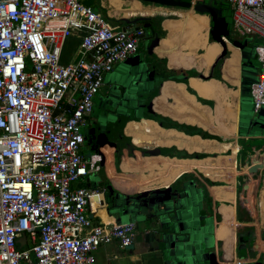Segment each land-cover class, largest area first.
Wrapping results in <instances>:
<instances>
[{"label": "built area", "instance_id": "obj_1", "mask_svg": "<svg viewBox=\"0 0 264 264\" xmlns=\"http://www.w3.org/2000/svg\"><path fill=\"white\" fill-rule=\"evenodd\" d=\"M215 1L229 3L232 36L260 39L250 90L257 113L264 0ZM143 35L141 26L112 23L81 0H0V264H96L99 246L133 244L137 223L104 222L93 208L104 205L101 192L78 183L101 170V154L82 151L94 98ZM70 37L76 48L63 63Z\"/></svg>", "mask_w": 264, "mask_h": 264}, {"label": "crops", "instance_id": "obj_2", "mask_svg": "<svg viewBox=\"0 0 264 264\" xmlns=\"http://www.w3.org/2000/svg\"><path fill=\"white\" fill-rule=\"evenodd\" d=\"M134 1L141 3L139 0ZM143 6H152L153 8H158L160 10L152 13H130V15L104 12H102V14L112 23L119 25L134 23L140 25L143 31L145 25H142L139 22H132V20L137 17L151 18L152 20L146 21L147 23H150V27H145L151 35V40L158 37V44H160L161 47L164 46L166 51L171 54L170 58L172 59L173 64H180L170 65L168 55L154 53L153 48L159 46L158 44L150 49L147 48V51L141 56L139 53L141 46L139 44L134 56H138L139 58L152 63L154 75H160L158 79L154 78L151 80L147 91L143 94L146 102L150 105L151 110V114L148 116L150 118L147 119L152 120L159 128L165 130H175L184 135L190 134L191 136L201 134L202 137L206 138V141L209 143L213 142L208 149L210 152L199 150L190 151L186 147H181L176 143L154 144L151 147L137 145L133 142L132 137L124 132L125 123L133 117L131 113L128 116H118V121H122L119 130H116L114 126H110L114 124L115 121L114 123L110 122L107 124V130L105 129L100 137V150L96 151L91 146L87 147L92 151V154L99 152L101 156H104L103 164L107 171V156L106 151H103V148L104 145H108L109 148H111L110 155L112 165H114V162H112L114 157L116 156L117 158V163L113 167L118 173L123 172L120 168L123 155L135 157L137 154L134 147H139L141 149H160V154L158 155L177 159H202L209 156L210 159L216 160L221 157L232 156L234 160L233 176L226 174L225 172H227V170L223 171L220 169L215 171V173L213 172L212 175H205L199 168L195 167L199 172L185 170L167 185H157L144 190L152 191L173 184L177 185L180 184V182H193L196 184L201 189L203 196L204 204L201 211L210 216L215 224L213 238L216 247L219 249L220 239L216 232L224 216L221 208L223 205L230 207L233 206L234 219L236 221L234 226L235 238L233 252L229 250V252H231L229 254L235 256L237 255L238 250L237 238L240 229L241 231H251L253 229L258 235L257 239L259 238L260 230L264 229V194H262L264 188V168L259 172L258 176L256 219L254 221H249L248 219H246L247 221H243L240 220L239 216V209H244L243 202L239 201V183L240 177L245 173V161L256 151L264 152V125L262 126V130L252 129L249 125L248 118H246V114H249L250 105L252 109L250 95L251 84L255 82L259 76V64L257 58H255L256 56L254 57L249 50L250 47L254 43L260 41V39L252 36H232L238 40L243 38L241 42L247 46L245 48L246 50L243 51L241 46H237V44H234L229 40L222 44L216 39L214 36L216 30L214 32L212 31V20L210 15L206 12H199L193 7L185 8L161 4L156 5L153 3H144ZM100 7L102 8L100 11H105L106 9V12H108V8L102 4V0ZM188 16H194V24L203 27L200 28V30L196 28L195 31L189 29L190 20H188ZM154 17L161 18V20L158 21V24H156ZM120 19H123V22H115ZM172 26L173 29L171 30L173 34L179 37L173 41H169L167 36L169 28ZM66 46L71 50L76 48L75 39L70 37ZM224 48L227 53L226 57L223 58L220 63L215 64L218 56L222 54ZM208 49H210V55L206 54ZM196 56L200 58L197 59ZM233 57L236 59L235 63L237 65V70H234L232 64L226 66V62ZM71 58L72 52H70V55L65 56L62 62L67 63ZM123 62L127 64L126 61ZM195 73H199L200 76L195 75ZM193 80H199L201 82L200 89H203L204 94L198 92V90L192 85ZM167 82L171 84L167 87L168 93L164 94V97H162V88ZM211 83L217 87L211 88ZM176 85H180L181 87H176ZM178 91L179 93H177ZM175 93L182 97H184V93L188 94L195 103L203 108V117L199 122H191L179 117L176 109L171 107V104H175L176 101ZM154 103L158 109H153L152 106ZM247 103L248 106L243 107V104ZM161 108L163 110H161ZM165 108L171 109L172 112L169 113L164 111ZM92 115L93 112L88 117L86 123L87 127L85 126L83 130L90 127L91 119L94 118ZM105 131H107V134ZM83 147L84 143L82 149ZM199 153H205V156H194ZM190 168L192 169L194 167ZM223 175H227V179L223 178ZM90 176L87 177L85 181L78 183V185L90 187L88 186V184L91 183L89 180ZM106 179L111 180L114 184L109 174ZM220 186L227 187L229 193L234 190V197H217L213 188ZM118 188L120 189L121 187ZM121 193L131 192L123 189ZM93 208L95 209V213L99 215L104 222L115 221L113 216L107 212L104 205L101 207L93 204ZM137 231V238L129 247L120 248L116 242L99 246L95 251L96 264H140L138 263V256L136 255L142 248L141 238L139 239V233H141V231L138 230V226ZM258 243L260 246L264 242H261L259 239ZM228 245L227 248L229 249L230 246ZM233 259L235 260L236 258L233 257Z\"/></svg>", "mask_w": 264, "mask_h": 264}, {"label": "water", "instance_id": "obj_3", "mask_svg": "<svg viewBox=\"0 0 264 264\" xmlns=\"http://www.w3.org/2000/svg\"><path fill=\"white\" fill-rule=\"evenodd\" d=\"M153 4L168 6L191 7L190 0H139ZM215 3V2H214ZM199 12H206L212 20L214 36L220 43L225 42L227 30L221 29V24L226 26L225 18L219 16L217 9L206 3V0L198 2L193 7ZM140 26V25H139ZM146 27V26H144ZM216 34V35H215ZM229 40V39H228ZM159 38L155 37L148 45V49L157 45ZM244 47V46H241ZM245 48V47H244ZM243 49V48H242ZM246 49H243L245 51ZM226 49H223L224 53ZM250 53L255 55L253 45ZM128 66H141L140 70L127 72V86L123 84L122 90L129 89L134 93L126 99L127 111L119 113L133 115L132 119L140 120L150 118V105L146 99H141L152 79H158L160 75H154L152 63L138 56H132L125 60ZM130 80V81H129ZM124 106V107H125ZM131 109V111H129ZM139 113H143L139 115ZM121 114V115H120ZM118 117V118H119ZM256 118L254 113L246 114L252 129L262 130L264 117ZM100 131V130H99ZM101 132V131H100ZM96 136H99L97 132ZM140 156L158 155L160 149L135 148ZM97 151V149H95ZM104 151V148H103ZM101 170L103 178L96 180L94 184H88L91 188L101 192L102 200L107 212L113 216L115 223H120L121 218L126 221L142 222L141 243L142 248L136 255L140 264H264V250L260 249L259 239L264 242V229L260 230L259 238L252 229L242 231L237 238V255L228 257L222 255L216 247L213 238L215 224L210 216L202 213L203 196L201 189L193 182H180L155 190H139L131 193H109L113 183L107 180L108 172L103 164ZM245 173L240 177L239 201L243 202L244 209H239L240 220L254 221L257 216L256 195L258 190L259 172L264 168V152L256 151L245 161ZM253 179V181H251ZM24 237L19 240L23 242ZM233 257L236 259L234 260Z\"/></svg>", "mask_w": 264, "mask_h": 264}, {"label": "bare ground", "instance_id": "obj_4", "mask_svg": "<svg viewBox=\"0 0 264 264\" xmlns=\"http://www.w3.org/2000/svg\"><path fill=\"white\" fill-rule=\"evenodd\" d=\"M144 4V3H140ZM119 14V13H117ZM125 15H130V13H122ZM191 29L195 30L196 27L190 26ZM202 28V27H201ZM197 29L200 30V27ZM179 36L173 34L172 30L169 28L167 39L169 41H173ZM228 42V40H226ZM159 46L153 48L154 53L158 54H166L169 58L170 65H180L178 63L173 64L171 54L166 51V48L163 46ZM207 55H210V51L207 50ZM197 59L200 57L196 56ZM235 57L231 58L226 62V66L232 64L234 66V70H237ZM171 83H165L163 86L162 97L167 92V87ZM201 82L199 80H193L192 85L200 92L204 94L203 89H200ZM219 84V83H218ZM176 87H181L180 85H176ZM211 88H216L217 86L213 83L210 84ZM179 93V91L177 92ZM161 97V98H162ZM175 104H171L173 109H176L179 117L191 122H199L203 117L202 107L199 104L195 103L193 99L186 93H184V97L178 96L175 93ZM153 109H158L156 104H153ZM161 110H163L161 108ZM164 111L171 113V109L165 108ZM202 111V112H201ZM184 116V117H183ZM130 130V131H129ZM124 132L132 137V140L135 144L151 147L154 144H171L176 143L181 147H186L188 150H199V151H207L210 152L209 146L213 143H209L206 141L201 134L191 136L184 135L175 130H165L159 128L155 122L149 119H140V120H128L125 123ZM205 140V141H204ZM216 163V164H215ZM194 167V168H190ZM199 168L205 175H212L215 171L227 170L226 174L233 176L234 174V160L233 157H221L219 159L213 160L210 159L209 156L202 159H177L171 158L168 156L161 155H144L140 156L136 154L135 157L125 156L123 155L122 161L120 163V168L123 171L122 173H118L114 170V167L111 161L108 163L107 172L114 184L122 189L130 192L144 190L157 185H167L171 180H173L176 176H178L182 171L185 170H194L196 172ZM246 171V169H245ZM227 175H223V178L227 179ZM232 181V180H231ZM253 181V179L251 180ZM217 197H226L233 198V192H228L227 187H214L213 188ZM262 194H264V188L262 190ZM105 210V209H104ZM221 210L223 211V220L220 222V226L217 229V236L220 239V250L222 255L225 257L229 256V253L233 252L234 245V208L233 206H222ZM229 243V245H228ZM227 245L230 246L229 249ZM260 249L264 250V243L260 245ZM231 250V252H229Z\"/></svg>", "mask_w": 264, "mask_h": 264}, {"label": "rangeland", "instance_id": "obj_5", "mask_svg": "<svg viewBox=\"0 0 264 264\" xmlns=\"http://www.w3.org/2000/svg\"><path fill=\"white\" fill-rule=\"evenodd\" d=\"M209 1L210 0H206V3H209ZM85 2L88 3L90 6H92L93 9L96 11H100L102 9L100 7L101 0H85ZM102 4L108 8V12H106V9L104 7L103 8L105 9V11H100V12L111 13V14H117V13H119V14H122V13H152V12H155L157 10H160L158 8H153L152 6H150V7L143 6L144 4H140L138 1H134V0H102ZM223 4L225 5V8L221 9L220 15L221 16L223 15L226 17L227 15L230 14V9L228 7L229 3L223 2ZM108 15L111 16L110 14H108ZM193 18H194V16H188V20H190L189 26H195L196 28L200 27V26L194 24ZM226 19L230 20L229 17L228 18L226 17ZM201 27H203V26H201ZM170 29H173V26L170 27ZM234 37H236V36H234ZM242 39L243 38H241L239 40L237 39V41H242ZM150 41H151V35H150L149 31L147 30V28L144 27V36H142L140 38L141 50L139 53L141 56H143L144 53L147 51V48H148ZM258 42H256V43H258ZM67 43H68V41L66 42V45H67ZM242 46H244L245 48L247 47L246 44H243ZM74 49L75 48H73L71 50L69 47L65 46V48L63 49V54H62V61H63L65 56L70 55V52H72V54H73ZM140 69H141V66L131 67V66H128L127 64H125L124 62H119V63L115 64L112 71L105 74L104 85L100 88L99 92L95 96L94 104H93V117L96 118V121L98 123V124L97 123L96 124H97V127H99L100 131L104 132L105 129L107 130V128H106L107 124L110 122L114 123V121H115V123L110 125V126L111 127L114 126V128H116V130H119V127L122 124V121H118V114L127 111L128 108H127V106H125L127 104L126 99L130 96V94L133 93L132 91L129 93L128 88L125 90H122L121 86H123V84L125 86H127V84L129 83L126 80L128 77L127 76L128 70H130L132 72L134 70H140ZM133 96H135L134 93H133ZM143 98H144V96L141 97V99H143ZM246 106H248V103L243 104V107H246ZM129 111H131V109H129ZM249 112L253 113V110L251 109V105L249 106ZM142 114L143 113H139V115H142ZM254 115L256 118H259L260 115H261V117H264V105L261 107V109L257 113H254ZM120 120H122V119H120ZM109 130H111V129H109ZM105 132L107 134V131H105ZM82 150L84 151L86 156H90L92 154V151L85 145H84ZM112 162H114L113 166H115L117 163L116 156L114 157ZM118 168H119V165H118ZM102 178H103L102 171H99V172L94 173L92 176H90L89 180H90L91 184L93 185L96 180H100ZM120 189L113 184L112 185V191H107V192H108V194L109 193L121 194L123 189H121V190ZM125 221H126L125 218H121V222H125ZM142 224L143 223L140 221L137 223L139 231H142ZM239 231H240L239 234L242 235L241 229ZM141 236H142L141 233H139V239L141 238ZM136 238L137 237H135V239Z\"/></svg>", "mask_w": 264, "mask_h": 264}, {"label": "trees", "instance_id": "obj_6", "mask_svg": "<svg viewBox=\"0 0 264 264\" xmlns=\"http://www.w3.org/2000/svg\"><path fill=\"white\" fill-rule=\"evenodd\" d=\"M82 2H84V4H87V5H89L88 3H86L85 2V0H81ZM215 2V3H214ZM143 3H148V2H143ZM157 5V4H156ZM209 5H211V6H213V8H215V9H217L218 10V12H219V16H221L220 14H221V9H223V8H225V5L223 4V2L222 1H215V0H210L209 1ZM228 7H229V9H230V6L228 5ZM221 17H223V18H225V21H226V26H227V28L226 27H224V24H221V29L223 28V29H226L227 30V34H226V36H227V38L229 39V41L230 42H232V43H234V44H237V46L239 45V46H242L243 44H242V42L241 41H237V39H235V38H233L232 37V35H231V20H227L226 19V17L228 18H230L231 19V9H230V14L229 15H227L226 17L225 16H221ZM143 20H146V21H150V20H152L151 18H142V17H137V18H134L133 20H132V22H135V23H137V22H141V21H143ZM154 20L156 21V24H158L159 22L158 21H160L161 20V18H159V17H154ZM115 22H123V19H120L119 21H115ZM76 41V40H75ZM66 46V45H65ZM65 48V47H64ZM243 49H245L244 47H242ZM226 51L224 52V53H222V54H220V56H218V58H217V60H216V62H215V64H217V63H220L222 60H223V58H225L226 57ZM252 54V53H251ZM254 57H255V55H254ZM256 58V57H255ZM195 75H197V76H200V74L199 73H195ZM194 156H196V157H200V156H205V153H199V154H196V155H194Z\"/></svg>", "mask_w": 264, "mask_h": 264}, {"label": "flooded vegetation", "instance_id": "obj_7", "mask_svg": "<svg viewBox=\"0 0 264 264\" xmlns=\"http://www.w3.org/2000/svg\"><path fill=\"white\" fill-rule=\"evenodd\" d=\"M142 25H145L146 27H150V23H147L146 20H143L140 22ZM187 27V25H186ZM189 29L190 26H189ZM208 51H210V49H208ZM93 116V115H92ZM97 121L96 118H92L91 119V125L90 127H88L84 132V145L86 146H91L94 149L100 150L101 146H100V137L103 131H99V127H97ZM87 127V126H86ZM130 131V130H129ZM97 132L99 133V136H96ZM104 150L106 151V165L108 166V163L111 161V148H109L108 145H104ZM138 233V231H137ZM137 236V235H136ZM134 243V242H133Z\"/></svg>", "mask_w": 264, "mask_h": 264}]
</instances>
